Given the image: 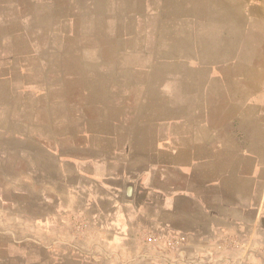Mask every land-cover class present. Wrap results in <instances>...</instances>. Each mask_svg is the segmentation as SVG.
<instances>
[{
    "label": "crops",
    "instance_id": "crops-1",
    "mask_svg": "<svg viewBox=\"0 0 264 264\" xmlns=\"http://www.w3.org/2000/svg\"><path fill=\"white\" fill-rule=\"evenodd\" d=\"M244 1L9 0L35 75L0 65V264H264Z\"/></svg>",
    "mask_w": 264,
    "mask_h": 264
},
{
    "label": "rangeland",
    "instance_id": "rangeland-1",
    "mask_svg": "<svg viewBox=\"0 0 264 264\" xmlns=\"http://www.w3.org/2000/svg\"><path fill=\"white\" fill-rule=\"evenodd\" d=\"M255 1L256 0H245L244 10H249V5ZM14 6L15 5L9 2V0H0V30L3 29V31L5 32V39L2 43L3 50L0 51V65H3V71L5 76H16L22 78L28 77L30 75H35L28 73V70H20V67H22L21 65H24V63L30 60H34L31 57V53L28 48L22 44L18 37L17 29H19V26L14 23L15 20L11 17V10L14 8ZM231 8L233 10H241V5L234 3L233 5H231ZM16 40L20 42L21 46H19V42H17ZM6 85V87L11 90L12 84ZM5 103H12L11 98L7 95L5 96ZM6 107H8V105H6ZM7 118L11 121L10 117L6 116V120Z\"/></svg>",
    "mask_w": 264,
    "mask_h": 264
}]
</instances>
